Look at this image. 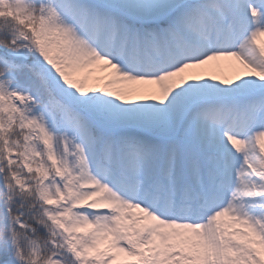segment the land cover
I'll return each instance as SVG.
<instances>
[{"label":"snow or ice","instance_id":"snow-or-ice-1","mask_svg":"<svg viewBox=\"0 0 264 264\" xmlns=\"http://www.w3.org/2000/svg\"><path fill=\"white\" fill-rule=\"evenodd\" d=\"M262 37L264 0H0V264H264Z\"/></svg>","mask_w":264,"mask_h":264},{"label":"rangeland","instance_id":"rangeland-1","mask_svg":"<svg viewBox=\"0 0 264 264\" xmlns=\"http://www.w3.org/2000/svg\"><path fill=\"white\" fill-rule=\"evenodd\" d=\"M264 40V37L261 38ZM233 64H226L225 59L212 61L209 66H205L201 69H192L190 71L202 74L205 78L216 77L222 79H233L240 68L239 62L235 59H228ZM102 76H106L107 73H99ZM113 87H121V85H114ZM135 99V98H133Z\"/></svg>","mask_w":264,"mask_h":264},{"label":"bare ground","instance_id":"bare-ground-1","mask_svg":"<svg viewBox=\"0 0 264 264\" xmlns=\"http://www.w3.org/2000/svg\"><path fill=\"white\" fill-rule=\"evenodd\" d=\"M226 60V64H233L232 62H230V60L225 59Z\"/></svg>","mask_w":264,"mask_h":264},{"label":"trees","instance_id":"trees-1","mask_svg":"<svg viewBox=\"0 0 264 264\" xmlns=\"http://www.w3.org/2000/svg\"><path fill=\"white\" fill-rule=\"evenodd\" d=\"M217 79H222V78H217Z\"/></svg>","mask_w":264,"mask_h":264}]
</instances>
